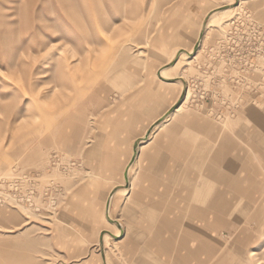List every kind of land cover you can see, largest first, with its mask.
<instances>
[{"label":"rangeland","instance_id":"obj_1","mask_svg":"<svg viewBox=\"0 0 264 264\" xmlns=\"http://www.w3.org/2000/svg\"><path fill=\"white\" fill-rule=\"evenodd\" d=\"M232 20L264 24V0H0V264H264V60L222 76L210 59L208 93L193 91L207 49ZM161 96L169 107L151 128L170 115L208 120L213 178L188 179L203 186L193 196L209 200L195 205L219 220L197 208L199 219L177 201L134 199L190 195L145 187L144 145L153 134L145 133V98ZM221 96L229 106L217 118L203 106ZM55 153L80 166L52 169ZM35 173L36 195L17 182L14 199L8 182ZM51 182L55 210L44 196ZM219 193L228 195L222 210ZM139 215L145 224L178 220L181 263L148 245L156 232L147 228L145 250H127L143 241L131 233ZM85 217L106 228L97 250L68 227Z\"/></svg>","mask_w":264,"mask_h":264},{"label":"crops","instance_id":"obj_2","mask_svg":"<svg viewBox=\"0 0 264 264\" xmlns=\"http://www.w3.org/2000/svg\"><path fill=\"white\" fill-rule=\"evenodd\" d=\"M157 98L154 100L145 98V109L148 110L145 113V133L149 134L151 129L153 132L152 136L148 138V141L144 145L145 187L149 189H164L165 194H169L170 190L177 188H191L189 191L190 195L178 197L177 200L171 196L165 198L148 197L146 199L135 196L134 199L138 203L149 205L159 203L168 205L176 201L177 204L185 203L191 209L192 213L199 218L195 210L204 207H198L195 203L202 204L206 202L207 204L209 200L206 201L204 199H198L197 196H193V194H198L197 188H202L203 186H198L195 180L188 179V175L197 172H206L207 180H212L214 171L212 131H209L208 120L201 116L197 117L196 115L177 116L176 118H173L174 116L172 115L166 116V118H172L168 119L163 127H159L158 124L151 128L152 124L164 116V112L169 107V102H167L169 101L167 99L169 97L163 98L161 96ZM130 223L131 233L139 236L143 241L139 243L137 241L138 239H132V243L127 248L128 251L137 252L140 248L145 250V228H147L156 232L154 238L148 241V245L151 246L153 244L157 250H163L169 258H174L172 255L174 254L179 263H181L183 260L182 257L175 254V252L180 251L181 247V224L177 219L164 216V218H156L145 224V215H139L133 218ZM72 226L75 228L76 235L92 238L91 243L94 249H98L97 241L101 245L99 248L103 246V230L106 228L101 218H95L94 220L88 217L75 220L68 219V227L71 228ZM207 228H210V225H207ZM110 229L108 231L113 235L114 230L113 228ZM162 232L164 234L168 232L169 236L161 235ZM197 248L193 250L194 255L199 252ZM203 252L208 254L211 250L205 248Z\"/></svg>","mask_w":264,"mask_h":264},{"label":"built area","instance_id":"obj_3","mask_svg":"<svg viewBox=\"0 0 264 264\" xmlns=\"http://www.w3.org/2000/svg\"><path fill=\"white\" fill-rule=\"evenodd\" d=\"M226 25L228 26L222 31V36H220V38H218L214 44L210 45V47L207 49V60L203 66L200 67V74L203 75L200 76V78L196 81V87L193 88V91L195 89L197 90L196 92L200 93L201 95L207 94L209 90V88L206 89V87H208L206 84H209V79L207 76H205V74H207V71L211 66L210 59H214L216 61V70L222 76L230 74L231 72L238 75L244 74L248 70L256 68V61L264 60V24H260L256 21L232 20ZM232 60L235 62L234 64H231ZM210 70V73H212V70L214 69L210 68ZM221 80H223V77H221ZM223 82L226 83L225 81ZM188 91L189 88L187 85L185 95ZM200 94L195 93L193 95L199 96ZM194 99V96H192V98H190V102H194ZM214 103V101H210L207 106L204 105L203 108L208 114L215 115L217 118H219L223 116L225 112L223 109H226L229 104L225 102L223 96H221L219 101H217V106H214ZM233 104L234 106H238L237 99L235 102H233ZM50 163L53 167L52 169L61 168L63 171H68L72 168L80 166V163L77 160H63L61 154L59 153L51 155ZM37 176V173H35V176L29 177L23 175L17 178L19 179L17 181H9L8 184L15 187L13 198H17V182L21 183L23 181H27L28 185L30 186L28 190L30 195H36L34 190V182ZM51 183L53 186H51V189L47 188V190L44 192V196L46 198L45 202H47V205L55 210L57 206V189L56 185L53 182ZM30 195H26V200H29Z\"/></svg>","mask_w":264,"mask_h":264},{"label":"bare ground","instance_id":"obj_4","mask_svg":"<svg viewBox=\"0 0 264 264\" xmlns=\"http://www.w3.org/2000/svg\"><path fill=\"white\" fill-rule=\"evenodd\" d=\"M71 52H73V51H71ZM70 55V54H69ZM177 55H178V53H177ZM176 55V56H177ZM72 56H74V54L73 53H71V55H70V57H72ZM180 56H181V54H180ZM68 57V56H67ZM69 57V58H70ZM195 57V56H194ZM74 57H72V59H73ZM185 90H186V87H185ZM189 94V92H187L186 93V95H184L183 96V98H182V103H185L186 101H187V95ZM181 107H178V108H176V111H175V113L176 112H178L179 111V109H180ZM175 113H173V114H175ZM221 182H223V183H225L226 182V180L225 179H221ZM219 200L218 201H216L215 203H217V204H219L220 206H217V208L218 209H220V210H222L223 209V206L225 205V203H226V201L228 200V195L225 193H219ZM221 205H223V206H221ZM211 209V211H212V208H210ZM198 212L202 215V216H205L207 219H212V215H211V213H210V211L209 210H202V208H199L198 209ZM237 252V251H236ZM250 253H251V251H250ZM250 255H255L254 253H251V254H249V256ZM257 256V255H256ZM254 259V258H253ZM256 259V258H255Z\"/></svg>","mask_w":264,"mask_h":264}]
</instances>
